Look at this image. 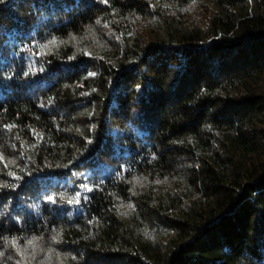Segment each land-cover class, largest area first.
I'll return each mask as SVG.
<instances>
[{"label":"trees","instance_id":"16d2710c","mask_svg":"<svg viewBox=\"0 0 264 264\" xmlns=\"http://www.w3.org/2000/svg\"><path fill=\"white\" fill-rule=\"evenodd\" d=\"M0 264H264V0L0 3Z\"/></svg>","mask_w":264,"mask_h":264},{"label":"snow or ice","instance_id":"6c2138e0","mask_svg":"<svg viewBox=\"0 0 264 264\" xmlns=\"http://www.w3.org/2000/svg\"><path fill=\"white\" fill-rule=\"evenodd\" d=\"M5 2V0H0V3H4ZM105 2H106V0H105ZM90 75H93V74H90ZM89 191L91 190V189H88ZM77 196H79V194H77ZM85 199H87L86 197H85ZM49 201L50 202H55V199L53 198V197H49ZM79 203V199L77 198V199H75V200H69L68 201V203ZM32 243V241H29V244H31Z\"/></svg>","mask_w":264,"mask_h":264}]
</instances>
